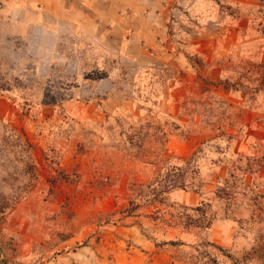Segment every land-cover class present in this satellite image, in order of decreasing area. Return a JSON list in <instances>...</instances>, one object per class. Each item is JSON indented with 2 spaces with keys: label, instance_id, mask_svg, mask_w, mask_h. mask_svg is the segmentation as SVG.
I'll use <instances>...</instances> for the list:
<instances>
[{
  "label": "rangeland",
  "instance_id": "1",
  "mask_svg": "<svg viewBox=\"0 0 264 264\" xmlns=\"http://www.w3.org/2000/svg\"><path fill=\"white\" fill-rule=\"evenodd\" d=\"M0 264H264V0H0Z\"/></svg>",
  "mask_w": 264,
  "mask_h": 264
}]
</instances>
